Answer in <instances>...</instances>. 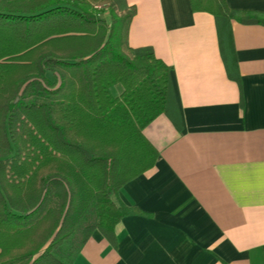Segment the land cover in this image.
Listing matches in <instances>:
<instances>
[{
	"label": "trees",
	"instance_id": "1",
	"mask_svg": "<svg viewBox=\"0 0 264 264\" xmlns=\"http://www.w3.org/2000/svg\"><path fill=\"white\" fill-rule=\"evenodd\" d=\"M189 2L214 16L227 75L240 84L230 19L264 18L225 0ZM134 14L124 0H0V264H69L57 251L91 207L83 241L97 229L112 246L119 220L139 212L112 196L154 166L143 129L176 106L170 67L128 44Z\"/></svg>",
	"mask_w": 264,
	"mask_h": 264
},
{
	"label": "crops",
	"instance_id": "2",
	"mask_svg": "<svg viewBox=\"0 0 264 264\" xmlns=\"http://www.w3.org/2000/svg\"><path fill=\"white\" fill-rule=\"evenodd\" d=\"M124 1L135 7L128 44L151 47L170 67L176 109L143 129L154 166L112 196L139 211L117 223L116 246L94 229L67 262L264 264V25L230 19L239 84L227 75L212 14L189 0ZM225 1L264 18V0Z\"/></svg>",
	"mask_w": 264,
	"mask_h": 264
},
{
	"label": "rangeland",
	"instance_id": "3",
	"mask_svg": "<svg viewBox=\"0 0 264 264\" xmlns=\"http://www.w3.org/2000/svg\"><path fill=\"white\" fill-rule=\"evenodd\" d=\"M104 15H105V17H107V20H109L108 11L107 10L104 12ZM87 215H88L87 219L86 220H82L78 224L74 234L71 236V238H70V240H69V242H68V244L66 246V249L64 251H62V253H60V254H59V251H57V255L61 259L67 261L66 259L69 258L68 256L71 255L75 251V249H76V247H77V245L79 243L78 239H79L80 236L83 235L84 227L86 226V224L89 223V222H93L96 219V214H95L94 209L92 207L89 210V212L87 213Z\"/></svg>",
	"mask_w": 264,
	"mask_h": 264
}]
</instances>
